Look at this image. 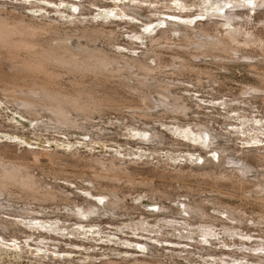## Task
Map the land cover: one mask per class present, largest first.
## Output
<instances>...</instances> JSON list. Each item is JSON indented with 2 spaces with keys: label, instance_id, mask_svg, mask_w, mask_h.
Here are the masks:
<instances>
[{
  "label": "rangeland",
  "instance_id": "obj_1",
  "mask_svg": "<svg viewBox=\"0 0 264 264\" xmlns=\"http://www.w3.org/2000/svg\"><path fill=\"white\" fill-rule=\"evenodd\" d=\"M62 1L65 2L62 3ZM78 1L82 0H0V7L14 9L15 12L24 13L33 18L43 16L42 18L46 20H58L66 26L81 25L79 19H87L89 21L86 23L94 26L104 24L107 29L116 31V40L111 42L113 45L108 44L105 37L87 43L111 53L129 56L135 55L133 50L141 54L157 36L139 40L132 38L134 33H145L147 26L153 22L158 23L159 18L168 17L169 19L170 16L173 23L184 26L187 14L198 17L204 14L206 8H211L204 5L207 3L206 0H84L86 7L76 11L73 4ZM141 1L143 2L140 3ZM226 1L229 2V0ZM177 4L187 5L189 9L186 12H180L176 10ZM116 5L120 7L129 5L139 14L123 12ZM156 8L158 12L154 11ZM80 11H83V14ZM110 13H116L123 19L115 18ZM107 15L110 17H106ZM258 15L260 18L264 17L261 12ZM204 18L196 21L194 27L201 24L210 26L211 23L206 17ZM248 25L253 26L252 23ZM261 28L260 25H256L255 29L253 27L255 31ZM73 39L76 41L75 37ZM81 42L86 43V39L81 38ZM172 55L173 51L170 50L162 53L165 61L171 59ZM206 59L211 61L209 57ZM237 61L225 60V69L215 63L200 61L198 65L206 74L203 72L195 75L194 71H184L185 74L182 72L179 75L169 71L168 68V72L158 74H163L158 76L159 79L167 81L172 92L181 96L189 104L186 116L165 114L164 117V115L155 114L148 119L147 117L139 119L134 115L136 119L133 120L134 118L130 115L133 112L132 109L123 106L124 108L106 109V112L104 110L100 114H93L94 116L89 120L90 123L85 122L88 129H83L86 130L80 127L58 129L40 126L36 128L37 122L32 121L30 116H26L8 103L0 92V150L9 146L19 155L32 150L58 151L66 156H70L74 151L76 156L86 154L89 157L105 159L120 157L129 163L132 162L129 165L131 169L137 168L142 171L140 172L144 175L140 173L138 175L140 179L147 175L152 176L154 187L169 192L170 195V198L161 199L163 198L161 197L151 200L147 196L149 195L147 186L143 184L131 186L120 181L118 191L120 195L125 196L124 203H127L125 205L127 210L121 208L119 211L121 215L116 217L98 211L89 217H80L73 211L79 209L82 211L88 202L104 206L110 199L106 197L101 203L103 196L98 194L101 186L89 179L96 170V166L88 165L83 159V161L80 159L82 162L76 161L74 157L59 161L55 166L58 164V167L67 172L64 174H68V178H71L67 181L62 175L58 178L53 174H50V177L44 174L45 169L50 167L49 162L44 157H40L44 159L43 161L39 159L40 164L39 161H33V156L29 155L28 162L38 164L34 166L32 162L29 163L31 173L41 181L43 179V185L59 184L73 199H71L72 202L55 200L43 203L35 201L24 203L23 200L17 199L16 203H12L3 198L0 220L5 219L4 221L12 222L14 225L9 229L0 227V264H105L112 260L121 262L123 259L135 260L136 258L162 260L167 264H226V261L232 263L241 261L246 264L264 263V223L259 226L252 220L258 214H264V205L254 202L253 198L247 199L249 196L247 192L244 194L246 200L245 197H240L243 196L240 189L235 188V184L233 186L227 181L228 179L220 180L218 185L220 184L219 186L225 192H233L232 196L215 192L214 182L201 175L204 167L210 169L213 167L211 165L203 166L194 162L170 160L171 158L189 159L201 153L206 155V147L197 139L186 138L176 132L188 127L192 128L193 125L195 128L201 122L207 124L213 133L220 135L218 137L220 144L229 148L226 153L237 158L243 156L242 150L264 147V92L256 96L249 93L243 95L244 88L257 84V77L245 60L240 58ZM0 69L5 73L13 72L9 63L5 61L0 65ZM68 77L64 74L61 76L63 84H68ZM153 95L159 98L157 93ZM43 121H47L45 115H42L40 123ZM150 127L165 135V144L160 145L158 151H152L150 142L143 143L141 137H133L134 131L145 132ZM174 142L183 144L173 146ZM140 156L142 157L139 158ZM165 160L169 162L168 166H165L166 170L163 169ZM61 162L65 164V167ZM160 162L161 164H158ZM66 163L69 165L67 166ZM190 167L194 169L195 175L193 171L185 175L183 180L174 179L175 169L180 168L187 172ZM257 168L260 172L264 171V167L257 166ZM163 170L164 175L159 177L156 173ZM183 181L185 183H182ZM101 182L102 185L105 181ZM186 186L191 187L189 189ZM249 186L245 185L246 191L250 189ZM191 188L194 189L191 191ZM195 200L202 201L204 206L206 205L205 209L207 208L210 218L203 219L185 212L184 203H193ZM152 205L155 206L152 207ZM160 205L166 208L157 211L159 209L156 207ZM25 208L31 210L29 216L19 213L26 210ZM227 209L236 210L237 213L243 211V214L246 212L245 215L240 213L245 220L243 219L244 221L240 223L230 218ZM152 210H156V213L153 214ZM143 220L147 223L146 228L145 226L139 228L137 225ZM58 222L60 226L57 225ZM158 224H163L165 227L160 229ZM230 226H236L237 233L244 238L229 236L226 229ZM204 228H209L207 231L215 235L207 243H202L204 239H201ZM145 244L150 246L152 252L142 250ZM237 246L251 249L240 250ZM256 248L259 251L255 252ZM259 257L262 258L261 263L258 262Z\"/></svg>",
  "mask_w": 264,
  "mask_h": 264
},
{
  "label": "bare ground",
  "instance_id": "obj_2",
  "mask_svg": "<svg viewBox=\"0 0 264 264\" xmlns=\"http://www.w3.org/2000/svg\"><path fill=\"white\" fill-rule=\"evenodd\" d=\"M82 1H78V3L74 2L73 5L76 11L86 7L84 6V0ZM206 1L207 3H204V5L211 6V8H206L204 14L198 17L187 14L184 26L176 25L173 23L172 17L169 16V19L168 17H165V19L159 18L160 21L158 23H151L152 25L147 26L145 33H134L132 38L139 40L157 35L151 40L150 46L141 54H137L133 50L134 56L111 53L95 45L88 44L89 42H94L97 38V40H100V37H103V39L105 37L109 42H107L108 44L115 39L116 31L114 29H107L104 24L94 26L86 23L89 21L87 19H79L81 25L66 26L65 23H61L58 20H46L42 18L43 16L33 18L24 13L15 12L14 9L10 10L1 6L0 65L4 61L8 62L13 72L5 73L0 69V92L8 103L22 111L26 116H30L32 121H36V128L40 126L58 129L80 127L82 130H86L83 129L87 128L85 122H89L90 118L94 116L93 114H100L104 110L106 112V109L115 110L123 106L132 109L133 112L130 115L134 118L133 120L137 116L139 119L140 117H147L148 119L155 114L158 116L164 115V117L167 114L185 115L189 104L181 96L172 92L167 81L164 82L159 79L158 76L163 74H158L167 71V68L169 71L179 73V75L184 71H194L195 75L196 73L200 74L204 72L201 69L202 67L200 68L198 65L200 61L211 62L224 67L225 60L234 61L235 59L237 61V59L242 58L257 77V84L244 88L243 95L249 93L252 96H256L263 93L264 30L262 28H264V17L260 18L258 14L260 12L264 14V0ZM64 2L62 1V3ZM37 6L39 5L37 4ZM198 6L203 7L202 5ZM116 7H119V10L126 13L133 12L139 14L129 5L121 7L116 5ZM37 8L41 9V7ZM187 9H189V6L184 4H177L176 6V10L180 12H186ZM154 11L158 12V9L156 8ZM80 13L83 14V11H80ZM112 14L115 18L123 19V17L116 13H110V15ZM110 15L106 17H110ZM204 17L207 18V21L211 25L201 24L194 27L196 21H201L200 19ZM251 23L253 26L248 25ZM256 25H260L262 27L261 30L255 31ZM74 37L76 41L73 39ZM81 38L86 39V43H82ZM166 50L173 51V55L171 59L165 61L162 53ZM207 57L211 58V61H207ZM197 59L199 61H196ZM176 73L175 75H177ZM63 74L69 76V82L66 85L61 81ZM205 74L203 75L205 76ZM197 77L199 78L198 75ZM198 80L200 81V78ZM153 93H157L159 98H155ZM42 115L47 117V121L40 123ZM212 131L207 124H203L202 122L198 123L195 128L193 125L192 128L188 127L183 131L177 130L176 132L181 133L182 136L184 135V137L194 140L197 139L198 142L202 143L206 147V155L201 153L193 155L189 159L171 158L170 160L173 162L179 160L183 162L187 161V163L194 162L200 165L203 164V166L211 165L213 167H210V169L204 167L201 175L208 177V179L210 178L214 182L215 185L213 184V187L215 192L231 195L233 192H225L219 186L220 184L218 185L220 180L228 179L227 181L231 182L233 186L235 184V188L240 189L241 194H243L240 197H245L246 200L244 194L247 192L249 194V196L247 194V199L253 198L254 202L263 206L264 171L260 172L257 166L264 167V147L248 151L242 150L243 156L237 158L226 153L229 148L221 145L218 140L220 135ZM144 135L146 137L143 138ZM136 136L141 137L143 143L146 141H148L147 143L150 142L152 151L160 150V145L165 144L166 140L165 135L153 127H150L145 132L134 131L133 137ZM172 144L176 146L180 143L174 142ZM14 151L16 150L9 146L0 150V209L3 207V198L12 203H16L17 199L23 200L24 203H32L33 201L43 203L55 200L72 202L71 199L73 198H70L69 193L65 189L63 191L59 184L49 183L50 186L43 185V179L41 181L40 178L31 173L29 163L32 161L28 162L29 155L33 156V161L35 162L39 161L40 157H44L49 162L50 167L45 169L44 174H48L49 177L50 174H53L55 177L58 176V178L62 175L63 179L67 181L71 179L68 178V174L65 175L67 172L65 173L63 168L58 167V164L55 166L59 161L74 157L77 159L76 161L83 159L88 165L96 166V170L89 176V179L93 183L100 184V193L98 194L103 196L100 200L101 203L104 202L103 199L106 197H110V199L104 206L102 204L93 205L92 202L87 201L88 204L82 211L80 209V211L72 210L75 214L80 215V217H89L97 211L116 217L121 215L119 214L121 208L127 210L125 206L127 203H124L125 196L120 195L121 193L118 191L120 181L128 183L131 186L142 184L147 186L150 195L147 196L151 200H157V198L160 199L161 197H163L161 199L170 198L169 192L161 191L154 187L152 176L147 175L144 176L145 178L140 179L138 175L142 171L137 168L131 169L129 165L132 162L129 163L120 157L105 159L89 157L86 154L76 156L74 151L70 156H66V154H61L58 151L37 152L32 150L19 155L14 153ZM32 163L34 166L37 164ZM62 164L65 167V164ZM158 164H161V162ZM168 164L169 162L165 160L163 163L164 170L167 169L165 166H168ZM216 165L217 167H214ZM164 170L159 172V169L158 173L154 172L160 177L164 175ZM174 171L176 172L174 179H178L179 181V178L184 179V176L189 173L191 174L194 169L190 167L186 172L178 168ZM101 181H105L102 184L104 186L101 185ZM182 183L185 182L183 181ZM245 185H250L248 191H246ZM186 187L190 189L191 186ZM193 189L191 188V191ZM214 199L213 202H215ZM210 201L212 202V200ZM259 204L257 205L259 206ZM205 207L206 205L204 206L202 201L195 200L193 203H184L186 213L195 214L203 219L210 218ZM156 208L159 209H156L157 211H160L166 207L160 205ZM155 211L152 210V213H156ZM226 211L230 218L236 219L240 223L245 220L242 215H245L246 212L244 214L242 213L243 211L240 212L242 213L241 215L236 210L227 209ZM30 212L31 210L26 209L19 213L29 216ZM145 217L148 218L149 216ZM4 220H0V227L2 229H9L10 226L14 225V223ZM252 220L258 225L262 224L264 223V214L260 213ZM59 224L58 222L57 225L60 226ZM146 224L143 220L137 226L142 228ZM158 226L160 229L161 227H165L163 224H158ZM40 227L46 228L44 226ZM207 229L209 228H204L202 231L203 237L201 239H204L202 243L210 242L211 238L215 236L208 232ZM226 232L231 237L238 236L244 238L241 234L237 233L236 226L227 227ZM239 248L240 250L251 249L244 246H240ZM145 249L151 251L148 244L142 246V250ZM201 249L204 250V248ZM254 251L259 250L256 248ZM258 262H262L261 257H259ZM225 263L246 264L241 261H236L235 263L226 261ZM105 264L167 263L156 259L136 258L135 260L123 259L121 262L112 260Z\"/></svg>",
  "mask_w": 264,
  "mask_h": 264
}]
</instances>
